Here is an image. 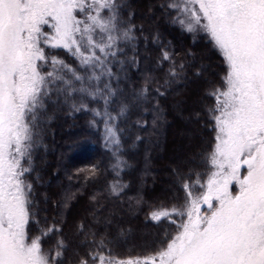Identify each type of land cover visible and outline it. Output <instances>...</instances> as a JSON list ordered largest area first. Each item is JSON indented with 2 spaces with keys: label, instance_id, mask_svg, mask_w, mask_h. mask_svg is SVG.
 <instances>
[{
  "label": "snow or ice",
  "instance_id": "snow-or-ice-1",
  "mask_svg": "<svg viewBox=\"0 0 264 264\" xmlns=\"http://www.w3.org/2000/svg\"><path fill=\"white\" fill-rule=\"evenodd\" d=\"M167 7L174 24L205 34L224 64L220 86L208 93L215 135L205 171L182 180L183 203L150 214L174 229L153 253L119 259L101 240L78 264H264V0H170ZM120 10V0H0V264H64L62 240L55 251L44 247L59 228L37 219L28 180L54 86L103 100V114L92 111L103 119L106 146H115L117 175L126 166L116 122L129 104L115 116L108 112L116 95L111 81L119 79L111 65L123 67L122 45L136 40ZM56 49L70 53L85 75L58 59ZM164 61L168 77L178 78L184 65L162 49Z\"/></svg>",
  "mask_w": 264,
  "mask_h": 264
},
{
  "label": "trees",
  "instance_id": "trees-1",
  "mask_svg": "<svg viewBox=\"0 0 264 264\" xmlns=\"http://www.w3.org/2000/svg\"><path fill=\"white\" fill-rule=\"evenodd\" d=\"M169 2L120 0V17L135 26L136 40L134 46L122 45L124 54L118 59L123 67L111 65L119 79L111 81L116 95L108 112L115 116L121 103L129 104L127 114L116 122L120 155L126 161L118 175L115 146H106L103 119L92 111L103 114V100L79 93L68 96L58 90L67 86L57 84L45 101L28 180L37 219L59 228L44 238V247L55 251L62 240L64 264H78L101 240L119 259L153 253L174 229L165 221H151L150 214L183 203L182 180L191 181L205 171L204 157L215 135L208 117L214 99L208 93L220 86L224 64L205 34L173 23ZM162 49L172 54L177 66L184 65L178 78L168 77L167 61L160 63ZM53 54L85 75L70 53L56 49ZM144 88L147 95L137 100Z\"/></svg>",
  "mask_w": 264,
  "mask_h": 264
},
{
  "label": "flooded vegetation",
  "instance_id": "flooded-vegetation-1",
  "mask_svg": "<svg viewBox=\"0 0 264 264\" xmlns=\"http://www.w3.org/2000/svg\"><path fill=\"white\" fill-rule=\"evenodd\" d=\"M236 188H237L236 185H233V186H232V189H233L234 191L236 190Z\"/></svg>",
  "mask_w": 264,
  "mask_h": 264
},
{
  "label": "rangeland",
  "instance_id": "rangeland-1",
  "mask_svg": "<svg viewBox=\"0 0 264 264\" xmlns=\"http://www.w3.org/2000/svg\"><path fill=\"white\" fill-rule=\"evenodd\" d=\"M69 65V64H68ZM81 75H83V74H81ZM66 85H62V84H60V88H64ZM183 119V118H182ZM183 121V120H182Z\"/></svg>",
  "mask_w": 264,
  "mask_h": 264
}]
</instances>
